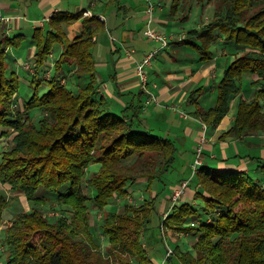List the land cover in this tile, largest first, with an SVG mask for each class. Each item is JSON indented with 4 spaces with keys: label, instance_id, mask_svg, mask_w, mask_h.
I'll use <instances>...</instances> for the list:
<instances>
[{
    "label": "trees",
    "instance_id": "1",
    "mask_svg": "<svg viewBox=\"0 0 264 264\" xmlns=\"http://www.w3.org/2000/svg\"><path fill=\"white\" fill-rule=\"evenodd\" d=\"M172 1L178 5L181 0ZM109 4L119 10L125 7L120 0ZM78 20L82 30L71 39L67 27ZM105 27L97 14L58 10L47 27L34 29L33 93L24 102V111L15 101L20 77L10 67L9 49L20 48L26 36L0 40V136H12L15 144L1 153L0 183L24 193L35 205L16 214L5 227L6 264H157L143 244L153 213H159L156 196L140 205L127 203L124 211L105 213L102 227L109 239L108 255L90 233L89 202L104 208L117 195L127 196L129 184L140 178L152 189L154 181L176 162L178 152L172 138L146 124L139 107L118 112L101 95L94 46ZM220 34L225 35L223 45L237 46L239 53L226 67L212 107L198 103L201 88L191 92L192 115L208 127H217L241 94L244 76L255 75L252 99L240 97L233 125L221 135L243 138L264 131V0H219L214 18L190 30L181 43L193 46L201 55L199 60L207 61L215 54L211 46L221 41ZM56 45L62 46V52L47 77L41 69L51 61ZM65 70L70 80L71 76L80 80L77 88L64 76ZM43 81L47 88L41 93ZM33 112L42 114L37 122ZM253 159L258 162L256 173L200 167L196 182L201 190L195 196L204 201L203 210L180 201L165 219L160 217L163 241L167 228L194 238L192 249L177 245L167 260L264 264V159ZM93 163L100 168L87 179V168ZM88 185L95 188L94 195L87 192ZM40 189L55 194L56 203L69 208L71 215L50 220L40 207L50 197L39 195ZM9 205L10 199L0 189V230Z\"/></svg>",
    "mask_w": 264,
    "mask_h": 264
},
{
    "label": "crops",
    "instance_id": "2",
    "mask_svg": "<svg viewBox=\"0 0 264 264\" xmlns=\"http://www.w3.org/2000/svg\"><path fill=\"white\" fill-rule=\"evenodd\" d=\"M109 1L0 0V40L17 34L26 36V40L20 48L9 49L11 55L10 67L19 75L18 65L25 66L28 62H33L34 65L36 45L31 42L33 31L35 28L48 25L49 19L55 11L78 12L85 10V16L97 14L106 23L105 31L96 36L95 45H98L94 49L99 91L113 110L121 112L131 105L137 106L140 109V116L145 119L149 127L154 125L152 122H155V127L165 132L166 136L179 131L184 139L190 141V146L186 148L188 151H192L191 158H186L189 169H191L190 165L194 159L196 147L204 136L206 143L203 165L220 171L256 172L258 162L253 158L264 159V131L261 130L243 138H236L233 135L221 137L222 133L227 132L233 125L237 114L238 97L233 99L229 113L217 127H208L192 115L195 106L191 103V92L201 88L197 96L198 103L204 108L212 107L217 99L219 80H221L220 78H222L221 76L228 64L234 60L235 55L228 56L226 50L222 51L218 48L212 59L200 61L197 54L191 55L192 50H189L190 48L181 45L182 41L177 38L172 40L167 48L157 54L152 65L147 69L149 83L157 84V87L153 90L160 101L159 104H147L148 95L136 75V62L153 50L155 43L150 45L141 38V35L144 34L146 20L144 19L145 16L141 15L138 7L133 8L127 4L126 0H120L125 7L119 11L117 6L109 4ZM165 11L166 9L163 7L161 13L157 17L155 16L156 27H158V23L167 26L170 24L171 20L166 18L169 13ZM5 17L7 20L4 19ZM81 30V20L75 21L67 27L68 36L71 39L77 36ZM183 33L187 37V33L185 31ZM113 34L116 35V38ZM179 34L181 33L176 34V36ZM221 42H223L222 39ZM221 42L219 44L223 45L224 42L222 44ZM230 46L231 51L238 49L237 46L232 44ZM56 47H58L57 52L60 54L62 46L56 45ZM59 54L56 56L53 53L51 61H48L41 69V71L45 70V76L49 77L54 72V69H52L54 68V60L59 57ZM53 56L55 57L54 60ZM49 70L50 74L48 73ZM73 71L74 69L72 73ZM42 75L41 72L40 76L42 77ZM69 75V70H65L64 76H67L70 80ZM255 78V75L246 74L244 81L249 80L252 82ZM78 81L80 80L78 79ZM43 83L46 84L45 81ZM243 97L249 101L252 99V97L249 98L246 95H243ZM184 106L191 111L184 110L190 114L188 117H184L180 113V117L186 120L182 127L180 124H176L177 122L170 111L176 107L181 109ZM128 113H131V111ZM156 128L155 130H158ZM195 183V185H198L197 182ZM193 195V193H189V197L185 201L194 203ZM174 205L169 198L162 200L157 207L160 217L165 219ZM155 239H157V236ZM166 239L164 236V245H166ZM173 239L178 240L177 237ZM176 243L179 245L180 242L176 241ZM148 253L157 264H180L175 259H165L166 255L163 253L162 246L157 245L156 242L155 250L150 251L148 249ZM160 256H162L161 259H159Z\"/></svg>",
    "mask_w": 264,
    "mask_h": 264
},
{
    "label": "rangeland",
    "instance_id": "3",
    "mask_svg": "<svg viewBox=\"0 0 264 264\" xmlns=\"http://www.w3.org/2000/svg\"><path fill=\"white\" fill-rule=\"evenodd\" d=\"M126 1L128 2L127 4H129V6L133 8H137V7L139 8L141 15L145 16L144 19L146 20V24H147V2L146 0H126ZM152 1L156 4L155 11L153 14L154 23H152V27L153 28L156 27L155 16L157 17L161 13L162 8L165 7L166 9L165 12L169 13V15H166V18H169L171 22L168 26L158 23V27H156L155 29H157L158 31H162V32L167 31L168 33L167 32L165 33L169 35V34H174V33L184 34L183 33L184 31L188 33L190 30L199 29L203 27L209 20L214 18L217 12V4L219 0H211V1L209 0H181L180 4L178 5H173L172 0H152ZM155 12H156V15H155ZM4 19L7 20L6 17ZM47 26L48 25H45V26L43 25L42 28H45ZM165 27L168 29H166ZM145 29H146V26L144 27V30ZM220 35L221 36H219L218 39H222L224 42L225 35L224 34H220ZM113 36L116 38L115 34H113ZM141 38H143L144 41L148 42L150 45L152 43H155L154 44L155 49L161 46L160 42L152 40L149 37L145 36L144 34L141 35ZM220 42L221 41L215 42L211 46V49L215 53L217 52L218 48L222 49V51L226 50L228 56L239 53V51L237 50H236L237 52L234 50L231 51V49L228 48L227 46L220 45L219 44ZM223 42H221V44ZM97 45L94 46V49ZM181 45L184 46L185 48H190L189 50H192L191 55L197 54L198 58L201 57V55H199L198 50L193 48V46H191L190 44L181 43ZM57 50H59L58 47H56L53 51V53L56 56L57 54H59ZM223 56H226V55H223ZM54 58L55 57L53 56V60ZM9 62H10V59H9ZM28 64L29 62L26 63L25 66H23L22 64L18 65L20 69L19 71L20 86H19V91L16 95L15 101H16V105L18 106V108H20L23 111H24V102L27 101L30 95L33 93V89L30 85V82L33 78L34 73L32 72L33 71L32 69L28 68L27 66ZM27 70H29V72H27ZM221 77H223V75ZM42 78H44L43 75H42ZM70 82L73 83V87L77 88L78 83L76 82V80H73L72 76H71ZM46 88H47V83L46 84L43 83L42 89L40 92L43 93V90H45ZM243 95H246L249 98L253 97V87L251 86V82L249 80L244 81L241 94L237 96L238 97L237 102H239L240 97ZM159 103H156V104H159ZM173 110H171L170 113L172 114V117H174V120L177 122L176 124H180L183 127L184 122L186 120L180 117V113L184 112L185 114L184 117H188L190 116V114L185 112L184 110L189 111V112L191 110L185 106L182 107L181 109L179 107H176ZM41 116L42 114L40 112L32 113V117L34 118L36 122ZM152 123L154 124L152 127L155 130L156 128L155 122H152ZM156 129H158L157 131H159L161 135H165L164 134L165 132L161 131L159 128H156ZM169 137L172 138L176 142V145L178 147L177 160L173 164V166L170 168V170L163 175L162 179H157L154 181L152 189H149V187H147V181L145 178H140L135 183L129 184L128 186L129 194L127 196L121 197L117 195L115 198L111 199L110 204L106 205L104 208H99L96 205H94L92 202H89L91 218H92L90 233L94 241L100 246V248L103 250V252L106 255H108L107 249L110 244H109L108 236L104 234L103 227H102L105 213H108L111 211H114V212L124 211L125 205L127 203L140 205L144 202L145 199H150L154 196H156V207H158V205L160 204V202H162V200L167 199V198L171 199V195L173 194L174 188H176L180 184V182L182 181V178L190 179L192 175V164L195 161V153H194V159L190 165L191 169H189L188 164H187L188 160H186V158L187 159L191 158L192 151L190 150L188 151V149L186 148L190 146V141L184 139V136L182 134H179V131L172 132V134H170ZM14 145L15 144L12 141V136L11 137H8L6 135L0 136V156L2 152L8 149H11ZM99 168H100V164H97V163H93L90 166H88L87 174H86L87 179L91 177L94 172L98 171ZM196 176L194 177L193 181H191L192 183L187 189L185 196L182 198L184 200L182 199L181 200L182 202H185V200H187V198L189 197V193L191 194L193 193L194 194L193 204L199 209L203 210L204 201L195 196L197 191L201 190V187L199 185H195L196 184L195 182L197 180ZM253 177L255 179L259 178L261 177V174L259 176H253ZM0 189H3L6 192L8 198L10 199V205L5 209L3 224L0 230V264H6V251H5L6 246L4 243L5 227H7V225L16 216V214H18L21 211H30L33 207H35V205L33 202L27 200L24 193L22 192L19 193L17 191H14L10 185H4L0 183ZM86 190L91 195L95 194V188L91 185H88ZM43 194H47L50 197V200L48 201L47 204H44L40 207L43 208V210L46 212L50 220H54V218L60 215H66V216L71 215L69 208L60 206L56 203L57 197L55 194L44 192L43 189H40L39 195H43ZM152 218L153 219L150 222L149 229L145 231L143 234V244L146 249L148 248L150 249V251H154L155 242H156L157 245L159 244L160 246H162L163 253L166 255L167 242H166V245H164V241L162 240L163 238L161 237L162 234L159 228L160 214L157 212L153 213ZM156 236H157V239H155ZM164 236L167 237L168 245L173 249H175L177 246L176 241L180 242L179 245H181L184 250L192 249L193 247L192 245L194 244V238L192 235L186 234L184 232H178L173 229L167 228L166 233H164ZM175 237H177L178 240L173 239ZM161 257L162 256H160L159 259H161ZM119 264H124V263L122 262Z\"/></svg>",
    "mask_w": 264,
    "mask_h": 264
},
{
    "label": "built area",
    "instance_id": "4",
    "mask_svg": "<svg viewBox=\"0 0 264 264\" xmlns=\"http://www.w3.org/2000/svg\"><path fill=\"white\" fill-rule=\"evenodd\" d=\"M146 2H147V24H146V29L144 30V35L149 37L152 40L160 42L161 46L156 49L154 48L153 50L148 52L142 59L136 62V75L138 76L139 80L141 81L143 85L145 92L148 95V99L146 103L151 104V103H159V99L153 90V88L157 87V84L149 83V72L147 70L148 67L152 65L153 60L155 59L157 54L160 52V50L167 48L172 42V40H175L177 38L179 41H182L186 38V36L183 34L178 35V36L174 34L168 35L165 32L158 31L157 29H155V27L153 28L152 27V23L154 22L153 14L155 11L156 4L152 0H146ZM27 66L28 68L33 70L32 72H34V65L32 63H29ZM48 73L50 74V70L48 71ZM184 115H185L184 112H182V116ZM205 143H206V138L203 136L201 140L199 141L198 146L196 147L195 161L192 164V175L190 179L182 180L180 184L176 188H174L173 194L171 195V200L173 204H177L183 200L182 198L185 196L187 189L192 183L191 181H193L194 177L198 174L200 167L203 166V163H204L203 154H204ZM166 242H167L168 247H167V253H166L165 259L173 253V248H171L168 245L167 239H166Z\"/></svg>",
    "mask_w": 264,
    "mask_h": 264
}]
</instances>
